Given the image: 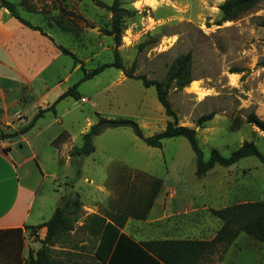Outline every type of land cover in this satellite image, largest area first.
<instances>
[{
  "label": "rangeland",
  "instance_id": "rangeland-1",
  "mask_svg": "<svg viewBox=\"0 0 264 264\" xmlns=\"http://www.w3.org/2000/svg\"><path fill=\"white\" fill-rule=\"evenodd\" d=\"M8 1L22 19L45 34L0 12L1 41L4 38L0 82L9 95L22 99L17 108L20 113L12 117L22 132L38 111L79 83L83 72L111 63L115 46L112 36L106 34L111 13L90 0ZM119 1L130 15L124 17L117 50L123 67L133 68L134 76L163 81L176 57L191 54L192 82L182 89L171 87L168 100L178 126L195 130L204 159L212 149L228 156L243 142L253 143L264 155V135L244 122L250 112L264 120V28L258 24L264 19V2L233 21H222L218 7L225 0H155L151 6L147 0ZM58 46L79 62L61 53ZM75 90L79 99L68 96L60 100L11 140L17 142L14 149L21 151L18 156L28 157L31 150L37 156L27 164L31 170L28 185L36 192L32 220L49 219L52 202L65 194L62 199L83 206L82 210L73 206L68 210L77 227L52 245L58 260L78 250L89 260L92 240L85 239L86 230L79 229V223L93 215L85 216L83 211L94 209V181L115 194L113 204L125 192L129 198L135 197L133 203L117 204L123 218L137 215L151 178L162 181L160 190L177 191V197L186 203L189 195L182 197V190L193 191L199 202L212 200L218 207L264 200V166L256 158L242 159L227 168L215 165L198 177L194 153L182 137L165 139L160 148H151L131 128L108 127L94 138L90 155H74L82 145V134L99 117L134 120L144 136L161 132L172 121L153 87L144 88L140 80L127 78L114 68L81 82ZM209 113H214L213 118L198 126L197 119ZM24 117L27 122L22 121ZM5 131L0 134L9 135ZM54 138L57 152L47 143ZM72 175L76 177L70 178ZM84 176L88 181H83ZM25 231L28 239L33 237L34 247L40 248L44 230Z\"/></svg>",
  "mask_w": 264,
  "mask_h": 264
},
{
  "label": "crops",
  "instance_id": "crops-1",
  "mask_svg": "<svg viewBox=\"0 0 264 264\" xmlns=\"http://www.w3.org/2000/svg\"><path fill=\"white\" fill-rule=\"evenodd\" d=\"M0 12L4 15L8 13L5 9H0ZM3 40L1 41L0 37V49L3 47ZM30 91H32L31 88ZM21 102L22 99L16 94L9 95L1 87L0 82V131L6 130L5 133L11 135V137L5 138L8 142H0V264H21L23 260H26L30 251L35 252L39 249V247H34L33 237L27 238L28 235L24 227H36L48 221L59 206L61 199L66 196V194L62 195L56 202H52L49 219L32 220L31 208L36 198V192L28 185V176L31 174V170L28 171L27 164L34 158L37 159V156L33 150L28 157L18 156L21 151L18 152L14 149L17 142H11L13 137L20 135L22 129V127L19 129L17 122L12 120L13 115L20 113L17 108ZM22 121L27 122L28 118L24 117ZM55 139L49 140L47 143L57 152L53 146ZM20 141H23V138ZM25 143L30 144V141ZM64 147L65 144H62L61 148ZM69 160L67 158L65 161L66 165ZM76 175L78 176V173ZM76 175H72L70 178L76 177ZM83 181H88L85 176ZM93 183L95 184L93 190L94 209L93 211L89 210L90 213L83 211L85 216H90L92 213V216L100 217L105 222L118 219L122 222L120 231L138 245L166 242L192 243L184 247H176L174 252L164 245L154 246L155 250L172 264H264V245L239 230L240 211L237 210L238 218L229 223L227 231L222 236H218L224 221L216 217L213 211L241 204L218 207L214 206L212 200L199 202L193 191L187 193V190H182V197L189 195V202L186 203L182 198L177 197V191L160 190L145 219H135L130 216L123 218L121 216L124 215L118 212V205L124 204L125 206L130 202L133 203L135 197L132 195L131 198L130 196V200L129 194L123 189L125 192L123 199L113 204L115 194L111 193L110 195V190L105 188L103 183H95V181ZM82 207L80 206L81 210ZM105 212L110 213V218L106 216ZM79 226V229L83 226L82 230H86L85 239L92 240L93 248L89 260L85 259L86 253L80 250H70L73 251L72 254L70 253L65 259L58 260L54 255L53 246H51L52 257L59 264H106L95 256L101 232L100 220L90 218L79 223ZM76 227L73 226L74 230L70 232L75 231ZM18 229L21 230L20 233L13 232ZM115 258L118 260L116 264H152L140 253L132 251L126 243L119 247ZM159 263L165 264L160 260Z\"/></svg>",
  "mask_w": 264,
  "mask_h": 264
},
{
  "label": "trees",
  "instance_id": "trees-1",
  "mask_svg": "<svg viewBox=\"0 0 264 264\" xmlns=\"http://www.w3.org/2000/svg\"><path fill=\"white\" fill-rule=\"evenodd\" d=\"M100 8H105L111 13L110 28L106 31L108 36H112L115 50L113 54V61L111 63H105L97 66L89 73L83 72V76L79 83L74 84L67 91L61 94L56 101L53 102L48 108L38 111V113L31 120L29 125L21 132L27 131L31 128L38 117H41L45 112L53 110L54 106L64 98L72 96L75 99H79V95L76 92V87L83 81L89 80L94 76L102 73L107 68H114L123 72L125 77L130 79L140 80L144 88L153 87L155 90L156 98L159 104L164 109V113L172 121L167 122L165 128L158 133L151 136H144L138 124L131 119H108L99 117L97 122L89 127V130L82 134V145L80 148H76L73 152L76 156H88L94 151L93 140L98 136L105 128H131L137 138H139L146 146L151 148H160L162 141L165 139H171L176 137L184 138L190 145L196 161V176H204L215 165L221 167H230L235 165L242 159L256 158L264 166V155H262L256 146L251 142H243L236 150L232 151L228 156L221 155L216 149H212L208 159H204L203 152L198 145L196 138V132L194 129H190L183 126H178L176 122V116L171 108V104L168 100V91L171 87L176 89H182L187 87L191 82V63L192 56L190 53L180 55L174 59L170 69L168 70L166 77L163 81L147 80L144 76H134L133 68L126 70L122 63L117 47L121 44V36L124 30L123 22L124 17L130 15V12L122 8L119 0H112L111 5H105L99 0H90ZM264 0H225L219 7V12L222 21H233L243 14L253 10ZM0 9H5L10 16L15 18L21 25L28 29L39 31L42 35H45L39 27L32 26L29 22L21 18L18 11L8 0H0ZM133 14V13H132ZM259 26L264 28V19L261 20ZM61 53L70 55L75 62H79L74 54L62 46H58ZM214 116V113L202 115L196 121V124L202 125L203 123L210 121ZM244 122L246 124L254 126L264 135V120H262L255 113L250 112L247 114ZM235 127H238V119L233 122ZM11 135H1L0 140L9 138ZM162 187V181L158 178H151L148 182V192L144 194L141 201V207L138 210L135 219H145L147 212L152 206V203ZM62 204L55 209L51 218L36 226V227H24L25 229L35 230L44 229L43 239L40 241L41 246L35 252L30 251L26 260H23L21 264H59L53 257L50 246L54 244L56 239L73 230V224L76 222L75 218L68 216V210L70 206L75 207V210L80 209V205L77 201L71 202L69 199H62ZM238 211L241 213V223L239 230L247 236L255 239L259 243L264 245V201H250L241 203L240 206L228 207L222 210L213 211V214L224 221V224L219 231L218 236H222L231 221H235L238 218ZM96 218L101 222V232L98 246L95 250V256L106 264H116V253L120 246L126 243L136 253H140L147 258L152 264H172L168 259L162 257L154 246L164 245L171 252L175 251L176 247H184L185 245H191L190 242H166V243H143L138 245L133 242L126 234L121 232L122 222L118 219H111L109 222H105L104 219L92 216L91 219ZM240 219V218H239ZM13 232L20 233L21 230H15ZM143 246V247H141ZM151 255H150V254Z\"/></svg>",
  "mask_w": 264,
  "mask_h": 264
},
{
  "label": "bare ground",
  "instance_id": "bare-ground-1",
  "mask_svg": "<svg viewBox=\"0 0 264 264\" xmlns=\"http://www.w3.org/2000/svg\"><path fill=\"white\" fill-rule=\"evenodd\" d=\"M147 2L149 3L150 6L155 4V0H147Z\"/></svg>",
  "mask_w": 264,
  "mask_h": 264
}]
</instances>
